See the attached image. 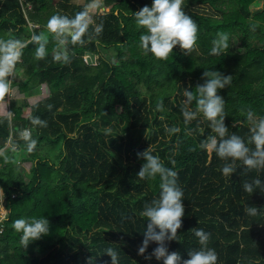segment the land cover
Wrapping results in <instances>:
<instances>
[{"label":"trees","instance_id":"16d2710c","mask_svg":"<svg viewBox=\"0 0 264 264\" xmlns=\"http://www.w3.org/2000/svg\"><path fill=\"white\" fill-rule=\"evenodd\" d=\"M92 1L0 0V40L23 46L14 64L21 78L7 77L9 89L23 98L10 100L9 115L0 117V192L8 212L0 264H89L90 258L111 264L107 248L118 253L119 264H163L144 259L155 243L144 256L137 253L147 223L140 212L160 191L158 177L136 175L144 163L137 153L149 147L177 172L184 193L182 227L169 252L188 259L199 247L191 229L201 228L211 234L217 264H264V194L242 190L245 181L264 179V170L247 171L238 162L231 180L225 179L219 170L223 161L200 148L214 135L209 122L202 113L187 123L182 115L184 90L195 94L205 70L231 75V84L218 92L225 100V124L229 134L248 143L253 127L248 111L264 118V3L251 15L249 7L259 0H183V11L198 26L196 45L188 55L177 46L159 60L140 48L143 29L134 17L152 0H103L108 11L89 22L85 43H69L67 61L55 59L59 43L46 27L48 19L86 13ZM98 25L102 31L96 34ZM218 32L230 34L229 47L210 55ZM41 43L46 53L37 59ZM109 50L112 61L103 56ZM87 54L96 57L95 65L84 61ZM41 86L49 96L28 107L24 98ZM161 102L163 111H157ZM189 110H196L194 102ZM36 118L45 125L33 123ZM172 127L179 132L169 134ZM17 151H24L23 161L30 164L24 176L14 165ZM248 205L260 214L246 216ZM40 217L48 218L49 232L25 247L13 222Z\"/></svg>","mask_w":264,"mask_h":264},{"label":"clouds","instance_id":"9594fccd","mask_svg":"<svg viewBox=\"0 0 264 264\" xmlns=\"http://www.w3.org/2000/svg\"><path fill=\"white\" fill-rule=\"evenodd\" d=\"M183 0H152L150 6H144L134 13L135 23L138 28L143 29L140 36V48L145 54H150L159 60H166L173 49L179 46L185 55L193 50L197 42L198 26L193 19L183 11ZM49 32L53 33L62 46L61 55L67 61V45L84 44L83 37L88 31L89 20L86 13H78L72 18L54 14L46 25ZM255 26H253L254 29ZM102 31V25L95 28V33ZM39 41V36H34ZM230 34L218 32L212 41L210 55H221L229 47ZM22 44L19 40H0V97H3L9 90L7 77L11 69L22 54ZM46 48L43 43L36 49V58L42 59L45 56ZM56 59H60L58 55ZM202 84L195 87V94L192 90L185 89V108L182 115L185 122L196 119L198 113H202L214 135L201 141L200 148L206 152H214L223 161L219 169L221 175L228 180L236 172L237 163L247 171L264 170V118L257 119L254 113L249 110L247 119L252 122L251 135L248 143L255 146L254 149L248 146L243 138L235 134H229L228 126L225 124V100L218 92L231 84V75H223L219 71L205 70L202 74ZM196 110H189L193 104ZM157 111H163V104L157 103ZM33 123L45 125L44 121L36 118ZM169 134L179 132V128L166 129ZM142 159L137 178L139 180H154L159 178V194L157 198L146 202L140 216L146 221L143 231L144 239L139 246L138 255L144 256L149 245L155 243L157 246L150 254L144 256L150 261L153 257L163 264H217V253L214 248L209 247L211 234L201 228L191 229L193 236L197 239L198 248L188 252V259H182L178 252H169L168 244L178 241V230L182 227V218L185 215L184 193L177 184V172L165 167L158 155L147 148L142 153H137ZM242 190L248 194L260 192L264 194V179L257 176L251 181L242 184ZM244 214L255 217L260 214L256 206H246ZM13 228L21 233V243L28 245L49 232V220L47 217L16 219ZM111 258V264H119L118 253L114 248H107L104 251ZM89 264H94L89 259Z\"/></svg>","mask_w":264,"mask_h":264},{"label":"rangeland","instance_id":"374dc122","mask_svg":"<svg viewBox=\"0 0 264 264\" xmlns=\"http://www.w3.org/2000/svg\"><path fill=\"white\" fill-rule=\"evenodd\" d=\"M55 1L56 2H62V0H55ZM69 3H71V4H85V0H69ZM263 3H264V0H259L255 3H253L249 7L251 15H254L257 12H260L262 7H263ZM199 9L203 10L202 12H205V13H212V10L207 6H201V7H199ZM25 11H27V10H25ZM107 11H108V8H105V6L103 4V0H93L89 4H86V18L89 20V22H91L93 20V17L99 16L102 13L107 12ZM29 26H30V28H32L31 25H29ZM61 51H62V46L59 45L58 50L55 53H53V56L55 57V59L58 55L60 56V59H57V60H61L63 58V55H61ZM85 56H87V55H85ZM103 56L110 61L114 60V58H115L114 54L111 50L103 52ZM84 61L86 62L85 59H84ZM91 61L93 63L92 65H95L96 57ZM11 71H12L11 72L12 78H18V79L21 78L20 75L18 74V72L16 73L14 66L12 67ZM141 90L145 91V88L142 87ZM48 96H49V93H48L46 87L41 86L37 89V91L33 92L31 94V96H26L24 98V100H25L24 102L26 103V105L28 107H30V106L38 103V102L45 100ZM21 98H23L22 95L19 94L15 88H10L8 90V92L6 93V95L4 97L0 98V117L9 115V111H8L7 106L9 104L10 100H12V99H20L21 100ZM28 107L25 108V111H24L26 114H28L27 113L29 110ZM165 125H167V124H165ZM23 158L22 159L17 158V163H16L15 167H17L19 172L21 173V175L24 176L28 172L30 164L26 163V162L24 163ZM24 180H25V182H27L26 177H24Z\"/></svg>","mask_w":264,"mask_h":264},{"label":"built area","instance_id":"2783aa9c","mask_svg":"<svg viewBox=\"0 0 264 264\" xmlns=\"http://www.w3.org/2000/svg\"><path fill=\"white\" fill-rule=\"evenodd\" d=\"M26 10H30V5L29 4H26ZM29 25H31V24H29ZM86 57L87 56H84L85 60H86ZM28 135H29V132L27 130H24L22 132V134H21V136L23 138H26ZM7 214H8V212H7V209L5 207V198L2 196V193L0 192V234L2 233L3 224H4V221H5L6 217H7Z\"/></svg>","mask_w":264,"mask_h":264},{"label":"crops","instance_id":"0c3cea01","mask_svg":"<svg viewBox=\"0 0 264 264\" xmlns=\"http://www.w3.org/2000/svg\"><path fill=\"white\" fill-rule=\"evenodd\" d=\"M24 155H25V152L24 151H17L16 154H15L14 165H16V163H17V158H20V159H22L23 157L25 158Z\"/></svg>","mask_w":264,"mask_h":264},{"label":"water","instance_id":"95a60500","mask_svg":"<svg viewBox=\"0 0 264 264\" xmlns=\"http://www.w3.org/2000/svg\"><path fill=\"white\" fill-rule=\"evenodd\" d=\"M95 57L92 55V54H87V57H86V63L88 64V65H92L93 63H92V61L91 60H93Z\"/></svg>","mask_w":264,"mask_h":264}]
</instances>
